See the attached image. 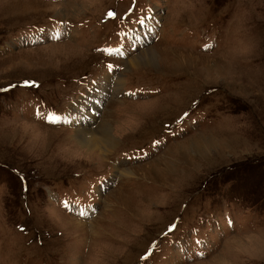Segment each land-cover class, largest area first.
Instances as JSON below:
<instances>
[{
  "label": "rangeland",
  "instance_id": "374dc122",
  "mask_svg": "<svg viewBox=\"0 0 264 264\" xmlns=\"http://www.w3.org/2000/svg\"><path fill=\"white\" fill-rule=\"evenodd\" d=\"M148 1L179 48L144 42L112 75L97 50L147 0H0V264H264V0ZM205 18L220 31L211 50L173 31ZM154 47L156 63L130 68ZM85 74L102 100L88 126L111 123L109 153L88 155L82 124L65 125ZM136 86L153 91L125 94ZM207 99L208 116L170 137ZM71 202L95 212L80 219Z\"/></svg>",
  "mask_w": 264,
  "mask_h": 264
},
{
  "label": "bare ground",
  "instance_id": "6f19581e",
  "mask_svg": "<svg viewBox=\"0 0 264 264\" xmlns=\"http://www.w3.org/2000/svg\"><path fill=\"white\" fill-rule=\"evenodd\" d=\"M156 50H157V48L154 47V48L149 49V50L137 55L136 57H134V59H132L129 62L130 68L136 69L138 66H141V64L152 65V64H154V62L156 63L158 61V56H157L158 52ZM175 52H179L180 54L186 53V52L178 51V50H175ZM188 56H193V55H191V54H187L186 56L179 55L176 58L186 60ZM113 73H115V72L113 71L112 75H113ZM110 83L111 84L115 83L116 85H118L120 82L118 79H112L111 81L108 82L107 85H109ZM88 95H91V94L89 93ZM92 102L93 101H91L89 103H90V105L93 106V108H95L94 112L89 113V114L88 113L85 114V116L83 117L84 119L81 121V123H79V125H81V124L82 125L78 127V131H77V137H78L77 142H79L82 145H84L85 147H87L86 152L90 156H93L96 152L99 153V151L101 153H104V151H105V153H109L111 151V149L114 147V145L116 144V140H115V137L113 136V131H112L111 126H110L111 123H109V122L107 123L104 119H102V121H100L96 126H94V129H92V127L88 126V125H90L91 121L95 118V112L97 110L96 105H94ZM86 115L90 121H87L85 119ZM121 171H122V173H121L122 175L128 176V174H130V176H132L131 175L132 173L127 171V169H122Z\"/></svg>",
  "mask_w": 264,
  "mask_h": 264
},
{
  "label": "snow or ice",
  "instance_id": "6c2138e0",
  "mask_svg": "<svg viewBox=\"0 0 264 264\" xmlns=\"http://www.w3.org/2000/svg\"><path fill=\"white\" fill-rule=\"evenodd\" d=\"M109 17L113 16L114 13L112 12H109L108 13ZM141 23H143V21H140ZM113 51L116 52V54H122L121 50L120 49H114ZM111 68V66H110ZM25 83H28V82H25ZM187 115V114H185ZM47 119L51 122V123H56L57 121L61 120V117L57 116V117H52V116H48ZM81 215H83V213H81ZM174 227V226H173ZM172 229L170 228L169 231H171ZM197 243H199V241H197Z\"/></svg>",
  "mask_w": 264,
  "mask_h": 264
}]
</instances>
